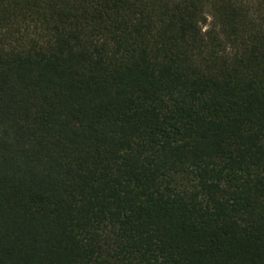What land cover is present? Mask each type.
Here are the masks:
<instances>
[{
	"label": "trees",
	"instance_id": "1",
	"mask_svg": "<svg viewBox=\"0 0 264 264\" xmlns=\"http://www.w3.org/2000/svg\"><path fill=\"white\" fill-rule=\"evenodd\" d=\"M0 264H264V0H0Z\"/></svg>",
	"mask_w": 264,
	"mask_h": 264
}]
</instances>
